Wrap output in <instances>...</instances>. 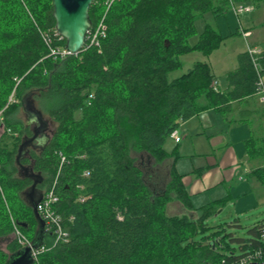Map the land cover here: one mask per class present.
Wrapping results in <instances>:
<instances>
[{"label":"trees","instance_id":"16d2710c","mask_svg":"<svg viewBox=\"0 0 264 264\" xmlns=\"http://www.w3.org/2000/svg\"><path fill=\"white\" fill-rule=\"evenodd\" d=\"M232 1L264 7V0ZM229 4L95 0L91 29L102 19L106 26L99 46L87 47V38L80 53L55 59L50 46L65 48L66 41L49 45L45 38L56 32L52 0H0V239H10L16 224L38 244L39 224L23 196L33 182L19 175L16 162L23 137L32 135L18 117L32 93L56 130L44 150H31L21 163L40 176V191L58 197L53 210L67 234L57 240L45 225L47 251L37 264H235L261 247L264 220L248 227L239 219L211 224L226 199L194 209L175 165L163 188L166 177L147 178L133 155L146 153L163 165L173 157L165 150L171 134L205 111L238 113L249 122L264 78V48L237 56L225 90L214 86L217 78L203 62L171 78L183 55L210 56L221 47L228 36L208 23L194 45L190 40L198 35V18L224 15ZM13 93L16 101L9 103ZM245 147L251 160L264 159V137L251 136ZM251 176L264 187V166ZM174 200L189 214L168 216ZM22 249L11 240L0 250V264Z\"/></svg>","mask_w":264,"mask_h":264},{"label":"crops","instance_id":"0c3cea01","mask_svg":"<svg viewBox=\"0 0 264 264\" xmlns=\"http://www.w3.org/2000/svg\"><path fill=\"white\" fill-rule=\"evenodd\" d=\"M208 16L215 18L216 21H220L228 15L215 17L209 14ZM243 28L251 32V36H253V30L247 26ZM254 43L255 41H251L248 49ZM248 49L243 52L248 51ZM211 56H208L209 59H205L203 63L211 67L213 75L217 78L218 87L221 90H225L227 83L224 78L228 72L236 69L237 65L233 70L224 69L219 72V70L214 68L210 59ZM250 111L253 114H249V122L245 123L241 122L238 113L221 114L215 110L205 111L180 125L178 132L181 141L179 143H176L171 138L167 141L165 150L168 153H173V157L165 163L170 171L172 165L176 166V171L182 176V183L189 194L190 203L194 209H199L212 202L225 199L226 202H233L237 199L239 200V205H246L248 202H251V204L253 202H264V192L263 190H259V187L263 186L255 177L251 176L253 170L264 166V159L251 160L245 147L246 141L251 136L264 137V103L261 102L259 96L255 99ZM47 121L49 122V126H51L50 123L52 121L48 119ZM250 125L253 130H251ZM1 126L2 123L0 122ZM52 134L50 133L51 138ZM30 151L31 149L22 161L29 159ZM257 160L261 161L256 163L255 161ZM23 165L31 169L30 165ZM169 173V178L162 184L163 188H166L170 182ZM247 185H249L248 188H246ZM27 190L23 193L26 201L28 200L26 196ZM252 193L253 195H250ZM169 206L174 207L177 211L180 210L182 215L189 214V211L177 200L169 203ZM37 230L38 239L43 238L40 227Z\"/></svg>","mask_w":264,"mask_h":264},{"label":"rangeland","instance_id":"374dc122","mask_svg":"<svg viewBox=\"0 0 264 264\" xmlns=\"http://www.w3.org/2000/svg\"><path fill=\"white\" fill-rule=\"evenodd\" d=\"M242 5H246L243 3H238ZM252 8V12L250 14H243L240 15L239 21L238 18L234 16L233 12L230 10L224 14L228 15L227 17H223L220 21H216L215 18H211L210 16L207 17H200L196 21V26L198 30V35L190 40V44L194 45L199 38V35L204 31L205 25L208 23L214 29L219 31L222 35L228 36L222 43L221 47L215 50L211 55L210 59L214 65V68L219 70V72L223 71L224 69H234L237 65V56L238 53L243 52L248 49V46L251 41H255L254 45L250 48L260 49L264 48V7L255 8L253 5L249 4L246 5ZM209 15V14H208ZM225 21V25H224ZM246 23V25H245ZM241 26H247L251 30H253V36L251 37H244L241 34H235L237 29ZM208 60L209 57L200 53V52H193L187 55H183L181 57V61L183 63V67L171 74V78L175 79L183 74H186L196 63L205 62L204 60ZM217 66V67H216ZM223 75V74H221ZM18 117L23 121L26 122V117L24 113L21 111ZM46 118L51 121L47 116ZM264 120V119H263ZM1 122V118H0ZM51 131L50 133H54L56 130V124L50 123ZM251 130H253L252 126L250 125ZM264 127V123H263ZM4 132L3 125L0 127V136ZM253 132V131H252ZM254 134V133H253ZM168 147V145H167ZM133 155L137 158L138 164L145 170V173L149 176H154L156 180H158L159 175L165 176V181L169 178L168 173L170 172L169 167L166 163L160 165L158 167L155 166L154 159L149 157L146 153H135ZM261 160L255 161L256 163L260 162ZM156 173V174H155ZM158 173V174H157ZM170 174V173H169ZM249 185L246 186L248 188ZM259 190H263L264 187H259ZM250 193V192H249ZM247 194V193H246ZM250 195H253L250 194ZM19 204L17 203V208ZM168 216H181L180 210H175L174 207L169 206L166 210ZM235 219H239L240 224L244 227L251 226L260 220H264V202H251L247 203L246 205H239V200H234L233 202H227L225 206L220 208L218 215L211 221V224H218L219 222H227L228 224L234 222ZM246 232V231H245ZM16 239L14 233L10 239H0V250L4 252L7 251V246L11 240ZM238 251L237 253H239Z\"/></svg>","mask_w":264,"mask_h":264},{"label":"water","instance_id":"95a60500","mask_svg":"<svg viewBox=\"0 0 264 264\" xmlns=\"http://www.w3.org/2000/svg\"><path fill=\"white\" fill-rule=\"evenodd\" d=\"M94 1L95 0H52L55 30L59 36L65 39V49L72 55L80 53L85 46L86 37L92 27L89 12ZM21 105V110L26 117V126H35L32 129L31 136L23 137L16 162L21 170L20 175L33 180V185L27 190L26 196L28 198V204L33 208L41 233H43L45 232L46 224L37 209L44 196V193L37 188L40 176L35 174L32 169L25 167L21 162L22 159L28 155L31 145L35 150H44L46 148L51 140V136L45 132L49 122L45 118L43 112H41L33 102L32 93H29L22 99ZM42 239L43 238L37 240V245L33 243L35 249L42 245ZM7 264H33L30 248H23L21 251L13 254L9 258Z\"/></svg>","mask_w":264,"mask_h":264},{"label":"built area","instance_id":"2783aa9c","mask_svg":"<svg viewBox=\"0 0 264 264\" xmlns=\"http://www.w3.org/2000/svg\"><path fill=\"white\" fill-rule=\"evenodd\" d=\"M230 10L233 12L234 16L237 18L240 17V15L243 14H250L252 12V8L246 5L238 4L237 2H234L230 0L229 4ZM241 35L248 38L251 36V32H247L244 30V28L240 27ZM106 35V26L104 24V19H102L97 27L93 30L90 29L86 40L88 38L89 44L87 47L92 46H99V41L101 38L105 37ZM45 38L48 40L49 45L53 43V39L61 41L63 38L55 32L53 34V37H49L48 35H45ZM86 44V43H85ZM51 50V56H53L55 59L61 58L64 59L70 55H72L70 52H68L65 48L60 47H52L50 46ZM251 56H256L257 54L261 53V49H255V48H249L248 49ZM255 60V59H254ZM218 82L214 83V86H217ZM216 88V87H215ZM258 96L262 103H264V78H260L259 82V88H258ZM16 100L14 99V93L9 99V103H14ZM2 112H0L1 116ZM171 139H173L176 143H179L181 141V137L179 135L178 130H175L171 136ZM63 163L66 161V159L62 158ZM88 175V173L86 174ZM58 197L55 195L53 191L46 192L43 196V199L41 203L38 205V212L42 219L45 221V224L47 226V229L52 231L55 235L56 239H63L67 237V234L64 232L63 227L60 223V217L56 214V212L53 210V205L57 203ZM15 231L14 235L19 242L20 246L22 248H30L31 250V258L33 259V264H37L36 261L39 257V255L45 251H47L46 246L42 245L39 248L35 249L33 247V243L29 240L28 237H26L18 228V226L14 225ZM262 245L259 249L249 253L245 257L241 258L238 262L235 264H251V263H264V226L262 229Z\"/></svg>","mask_w":264,"mask_h":264},{"label":"flooded vegetation","instance_id":"af4514ba","mask_svg":"<svg viewBox=\"0 0 264 264\" xmlns=\"http://www.w3.org/2000/svg\"><path fill=\"white\" fill-rule=\"evenodd\" d=\"M34 126H35V125H33V126H28V127H29L30 130L32 131V129L34 128ZM43 131H44V130H43ZM50 131H51V128H50V126L48 125L47 129H45V132L48 133V134L50 135ZM35 144H36V143H35ZM30 149H31V150H32V149L35 150V148H34L32 145H31V147L29 148V150H30ZM36 150H40V149H36Z\"/></svg>","mask_w":264,"mask_h":264}]
</instances>
